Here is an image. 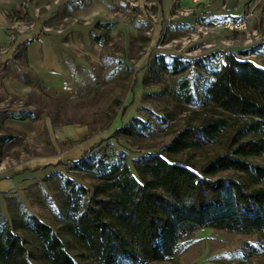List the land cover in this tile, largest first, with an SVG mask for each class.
<instances>
[{
    "label": "trees",
    "instance_id": "1",
    "mask_svg": "<svg viewBox=\"0 0 264 264\" xmlns=\"http://www.w3.org/2000/svg\"><path fill=\"white\" fill-rule=\"evenodd\" d=\"M111 26L112 22H94L93 27L102 30L92 40L108 42ZM237 53L152 56L146 70L154 81L162 75H181L170 92L175 100L222 115H205L198 124L187 122L160 149L136 158L104 144L105 138L64 164L67 171L92 173L97 180L92 191L52 171L45 180L54 176L62 192L59 232L19 199L11 221H0V264H149L172 259L183 240L203 228L264 236V164L250 160L264 158V66ZM250 53L251 49L241 52ZM188 70L199 75L200 94L193 90L195 81L183 75ZM3 115L38 118L27 109L0 112ZM149 129L147 121L133 116L110 137L139 138ZM227 131L225 150L198 169L172 157L211 145ZM225 171L234 174L219 175ZM72 242L77 254L70 250Z\"/></svg>",
    "mask_w": 264,
    "mask_h": 264
},
{
    "label": "rangeland",
    "instance_id": "2",
    "mask_svg": "<svg viewBox=\"0 0 264 264\" xmlns=\"http://www.w3.org/2000/svg\"><path fill=\"white\" fill-rule=\"evenodd\" d=\"M129 1H134L136 6L130 7ZM126 2L114 8H118V12L113 16L114 18L118 17L128 23H135L138 17H148L149 19L146 8L150 12L153 9L154 12L153 0H126ZM148 2L152 3L149 7ZM173 2L176 4L177 0ZM141 4H144L143 9ZM221 4L222 8L221 5L218 7V3H216L211 11H207L206 8L208 7H204L203 1H201L200 8L194 9L191 17L188 18L189 20L198 19L199 23L194 25L184 23L185 27L190 26L186 31H184V28H172L171 31L174 32L173 36L176 41L166 46L165 44L170 38V36H167V29L171 27L170 24L163 31L164 33H160L156 41L153 43L147 42L146 47L142 49V37H149V34L153 32L154 24L147 19L148 26L145 31L141 32V38L134 39L130 37V34L126 37L125 33L124 35L115 36L106 48L114 56L123 58L133 67L136 79L134 82L131 75L128 79L127 77H114V80L108 79L107 81L106 75L115 65L113 63L105 69L90 64L88 66L89 73L79 81L81 82L80 91L78 92L79 97L74 98L73 101H68V103L55 102L35 92L29 95L11 93L6 96L0 107L23 106L28 102L33 106L35 114L41 119L46 115H51L53 121L60 123L76 121L86 124L89 134L106 135V139H102L104 144L123 149L130 158H136L142 153L160 149L171 139L173 133L182 128L187 122L198 124L205 115L220 116L222 114L210 108L188 107L183 102L175 100L170 92L176 87L181 75L178 77L162 75L157 81H154L147 72L145 64L153 53L159 51L166 54H181L185 57L196 58L213 51L228 50L239 52L237 56L241 59L247 58L260 66H264V0H221ZM216 10H219L217 14ZM209 12L211 13L202 16ZM171 13L173 14L175 11L172 9ZM225 19L244 20V31H232L225 28L212 29L207 34L196 33L195 31L196 24L212 27L215 21ZM178 22L183 25L182 21ZM209 35L210 37H208ZM126 42L128 45H126ZM249 49L253 53L241 54V52ZM101 52L103 51L101 50ZM211 63L212 66L218 65L214 61H211ZM183 75L195 81L193 90L200 94L199 75L192 70L184 72ZM133 116H138L149 124L150 129L142 137L119 138L117 140L110 137L115 128L127 122ZM230 131L225 132L211 145L183 150L173 154L172 157L198 169L215 155L225 150ZM45 135L44 138H48ZM56 143L62 144L58 140H15L12 142V146L0 155H8L16 160L21 157V152H23L24 156L30 158L39 152L40 148L47 152L52 151ZM69 143L71 142L69 141ZM250 160L254 163L264 164V158L260 156L251 157ZM59 168V171L91 191L93 185L97 182L92 173L67 171L65 166ZM231 174L234 173L232 171L219 173V175ZM46 176H42L34 183L22 188L21 193L11 196L12 198L4 203L3 207H0V221H11L12 215L17 209V202L20 199L29 211L50 225L55 232H59V212L63 207L61 203L62 192L55 182V177L51 176L45 180ZM25 238L29 244L35 245L34 239L29 235H25ZM69 246L74 254L78 253L73 242L72 244L69 243ZM175 256V259H171V261L157 260L151 261L149 264H199V262L206 261L219 262L220 264H264V236L257 232L231 233L218 229L203 228L184 239L182 247ZM36 264L44 263L36 262Z\"/></svg>",
    "mask_w": 264,
    "mask_h": 264
},
{
    "label": "crops",
    "instance_id": "3",
    "mask_svg": "<svg viewBox=\"0 0 264 264\" xmlns=\"http://www.w3.org/2000/svg\"><path fill=\"white\" fill-rule=\"evenodd\" d=\"M23 1L28 2L24 14L36 22V27L30 33L15 34L12 37L8 29L10 18L5 12L17 10ZM153 1L154 12L153 9L151 10L157 17L156 21L148 17H138L137 22L128 23L124 19L113 17L118 12V8H114L124 2L127 3L126 0H58V2L55 0H0V105L11 93L29 95L35 92L55 102L73 101L74 98L79 97L81 83L79 81L89 73L90 64L102 69L108 65L111 66L112 63L115 64L106 75L107 81L108 79L114 80V77H127L128 79L130 75L133 80L135 78L133 67L123 58L114 56L106 48L115 36L125 33L126 37L130 34V37L134 39L141 38V32L146 30L148 26L146 21L149 20L154 24L153 32L149 34V37H142L141 44L144 49L147 42L156 41L160 33H164L163 31L170 24L171 27L167 29V36L170 38L166 46L176 41L173 36L174 32L171 31L172 28H184L186 31L190 26L187 28L184 23L188 25L199 23L198 19L189 20L188 18L191 17L194 9L200 8L201 1L204 7H208L207 11H211L216 3L218 7L220 5L221 8L223 7L221 0L213 2L210 0H177L176 4L174 0ZM141 5L143 9L144 4ZM37 8L39 11L36 10ZM172 9L175 11L173 14ZM184 10L188 13L181 14ZM218 12L219 10H216V14ZM96 21L112 22L109 29L110 40L105 44L92 40V35L102 30V27H93ZM178 21H182L183 25ZM42 24L61 25L62 30L42 32L40 30ZM33 37L35 38L32 39ZM26 40H29L28 43L22 45ZM127 42L126 45L129 43ZM15 53H17L16 56H14ZM26 109L34 110L33 106L27 102L23 106L0 107V112ZM87 129L86 124L76 121L67 123L53 121L51 115L33 120L0 116V154L7 151L15 140L42 139L62 142V144L56 143L50 152L37 148L39 152L30 158L21 152V157L16 159L17 163L16 160L14 163H7L10 157L1 156L0 161L7 165L0 170V207L4 206L8 198L21 193L22 188L52 171H59V167L64 168L66 162L77 160L93 145L107 137L97 133L89 134ZM10 135L15 138L8 139ZM44 135L48 138H44ZM199 264L220 263L206 261L199 262Z\"/></svg>",
    "mask_w": 264,
    "mask_h": 264
},
{
    "label": "built area",
    "instance_id": "4",
    "mask_svg": "<svg viewBox=\"0 0 264 264\" xmlns=\"http://www.w3.org/2000/svg\"><path fill=\"white\" fill-rule=\"evenodd\" d=\"M55 2H58V0H55ZM152 3L148 2L147 5L148 7L151 5ZM28 6V2L27 1H23L21 2V4L18 6L17 10L15 11H6L5 13L9 16V22H8V29L10 30V34L12 35V37L15 34H23V33H30L32 32L35 27H36V22L34 20H32L29 17H26L24 12L26 7ZM129 6L130 7H135L136 3L134 1H129ZM37 11H39V9H36ZM147 12H148V16L152 21H156L157 17L154 13L150 12V10L148 8H146ZM188 11L184 10L181 11V14H187ZM244 20H233V19H225V20H221L218 22H215L214 25L212 27H208L206 25H195V31L196 33H204L207 34L209 32L212 31V29H217V28H225V29H229L232 31H244ZM40 30L42 32H47V31H51V30H55L57 32H60L62 30V26L58 25V26H51L49 24H42L40 27ZM15 160L10 158L7 163H14ZM7 165V164H6ZM6 165L3 164V161H0V170L4 169L6 167Z\"/></svg>",
    "mask_w": 264,
    "mask_h": 264
}]
</instances>
